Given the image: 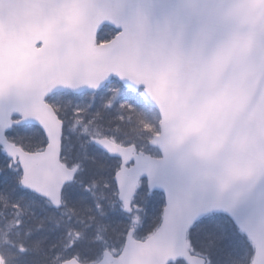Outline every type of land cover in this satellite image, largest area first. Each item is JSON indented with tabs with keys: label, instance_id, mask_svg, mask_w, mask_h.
I'll return each instance as SVG.
<instances>
[{
	"label": "snow or ice",
	"instance_id": "obj_1",
	"mask_svg": "<svg viewBox=\"0 0 264 264\" xmlns=\"http://www.w3.org/2000/svg\"><path fill=\"white\" fill-rule=\"evenodd\" d=\"M0 264H264V0H0Z\"/></svg>",
	"mask_w": 264,
	"mask_h": 264
}]
</instances>
